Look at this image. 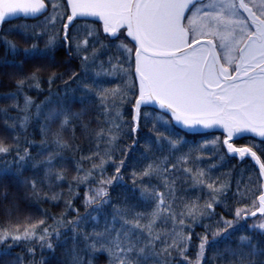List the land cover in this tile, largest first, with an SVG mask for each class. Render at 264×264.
I'll return each instance as SVG.
<instances>
[{
  "label": "snow or ice",
  "instance_id": "obj_1",
  "mask_svg": "<svg viewBox=\"0 0 264 264\" xmlns=\"http://www.w3.org/2000/svg\"><path fill=\"white\" fill-rule=\"evenodd\" d=\"M37 17L35 24L10 29L18 31L23 48L0 37L13 56L0 64L12 67L8 75L15 77L14 89L3 95L18 113L2 122L12 143L0 138V157L14 155L0 164V182L26 186L25 195L36 201L64 197L65 207L57 215L40 209L37 219L26 215L0 226V257H12L2 264H22L11 252L21 243L44 250L54 240L71 241L72 264H93L101 252L107 264H203L209 249L213 264H264V0H0V23ZM60 49L64 56L57 59ZM36 59L42 63L25 71L24 63ZM57 80L61 91L52 87ZM42 83L48 95L37 102L27 91L42 94ZM149 106L156 110L141 111ZM32 122L39 123L41 139L24 142L39 159L20 144ZM142 126L148 128L144 137ZM77 127L92 142L78 159L64 155L79 150L70 143ZM201 129L222 130L223 140L192 146L186 135ZM124 137L131 142L121 145ZM244 137L250 139L233 143ZM248 157L261 182L242 191L237 181L229 204L230 170L212 173L226 158ZM207 159L213 163L201 167ZM58 162L74 168L70 178ZM29 164L43 170L40 184L50 189L66 182L67 189L45 191L35 178H21ZM81 187L83 212L74 206ZM220 205L224 210L217 213ZM201 222L203 232H194ZM26 250L34 254V247Z\"/></svg>",
  "mask_w": 264,
  "mask_h": 264
},
{
  "label": "trees",
  "instance_id": "obj_2",
  "mask_svg": "<svg viewBox=\"0 0 264 264\" xmlns=\"http://www.w3.org/2000/svg\"><path fill=\"white\" fill-rule=\"evenodd\" d=\"M47 15V13L45 14ZM42 17H37L35 20L33 19H22V18H13V19H8L2 23H0V37H6L8 39H12L14 42H16L20 48H23L24 46V41L21 40L18 31H10L12 26L14 25H20V24H28L32 25L37 23V21L41 20ZM87 22V21H86ZM89 22H93L89 20ZM79 23V21H77ZM44 39L45 37H40L36 43L38 47H42L44 44ZM27 43H32V40L29 39ZM131 46V45H130ZM57 59H60L64 56V52L62 49L58 50L56 53ZM7 57L8 59H13L11 50L9 49L7 52L5 50V46L2 42H0V59H3ZM15 60L19 61L21 60V56L19 54L15 55L14 57ZM42 61L39 59L36 60H28L27 62L24 63V70L28 71L34 66H38ZM75 63V62H74ZM61 66L60 68H57V71L62 70ZM14 69L8 65H2L0 64V109L7 108V114L0 113V138L4 139L5 143H12L10 139H8L7 133L3 132L2 129V122L4 119H7L8 116H15L18 113L10 107V102L8 99L4 98V93L10 92L14 89L15 84L14 80L15 77H10L8 75L9 72H13ZM46 76V73L44 74ZM60 83L59 80H57L53 85V89L56 91H61L62 89L57 88V85ZM41 87L45 89V91L40 94L37 93L35 90L27 91V94L29 96L34 97L37 102L39 100L43 99L44 96L48 95L47 92V84L42 83ZM22 102V100H21ZM73 109H76L79 107L78 104H73L72 105ZM131 105L128 104L125 106L123 109L124 112V118L130 119V109ZM156 109L153 106L145 107L142 108L141 111H147V112H154ZM149 124L151 121L148 122ZM58 124V121L50 126V132H49V137L51 135V131L56 130V126ZM95 122L90 125V127H95ZM148 133V128L147 126H142L141 131L139 133L140 137H144ZM71 133L69 131H64L63 136L65 139H69V136ZM181 135H185L184 132L181 133ZM214 137H219L220 141L223 140V132L219 130H200L198 133H188L186 135V139L191 143L192 146H195L196 144L201 143L204 139L211 140ZM25 138L28 140L32 141H39L41 139L40 133H39V123L38 122H32L30 126L26 129V131L20 133V144L21 147H29L30 153L36 158L39 159V156H36V151L37 149L35 147H30L27 143H25ZM250 137H244L240 138L237 140H234L233 143L239 145L245 143ZM131 142L130 137H124L123 139L120 140V144H128ZM70 143H72L74 146H79V150L75 152L71 151H65L64 155L66 157H71L75 155V157L78 159L81 155H86L89 149L92 146V142L90 139L86 136L83 135L81 132L80 128L77 127L75 129V138L70 140ZM143 143V139H138L136 148L140 149L141 145ZM209 151L205 152L204 155L208 156L210 155L211 152V145L206 146ZM51 150V149H49ZM14 155V153L12 154ZM12 155L9 157H0V164L3 163L5 159H11ZM120 155H117L115 158L119 159ZM259 155V152H258ZM264 159V157H262ZM60 163H65L67 166V176L68 178L71 177V175L74 173V168L68 164L67 162H58V165ZM129 163H131V160H129ZM213 163L211 159L205 160L200 166L203 167L204 164H210ZM86 166V165H85ZM106 172L111 175L112 168L111 167H106ZM230 170V176L227 177V179L230 182V187L231 191L228 193V203L233 204V196L232 193L237 190V181H239L240 184V189L242 191L246 190L247 188H252L255 189L259 183L261 182L259 178V168L257 165L250 159L248 158H226L225 163L223 167H217L213 171L212 175L215 177L216 175H219L221 173H224L225 171ZM128 171V169H125V173ZM43 175V170H34L31 168V165L24 170L23 177H31L35 178L38 183V187H42L45 191H62L67 189V183H61V184H56L54 186H51L49 189L48 187H45L44 185L40 184V180ZM125 180L127 181V176H125ZM8 184L7 188H5V184ZM4 191L8 192V196L5 198L3 195H0V226H5V225H14L16 223H20L24 220V217L31 216L32 219H37L40 217L41 212L39 211L40 209H46L48 215H57L59 214L65 207L63 200L64 197L60 198L59 202L52 201L49 202L47 200H41V201H36L35 199H29L25 193L29 191V189L24 186V185H18L14 186L13 184L9 183L8 181L5 182H0V194H2ZM78 193L80 194L79 199L74 198V206L78 207L81 212H83V208L80 207V199H82L83 196V187L77 189ZM112 191V195H116V190H110ZM183 194V193H181ZM258 194V193H256ZM189 195H195V193H189ZM252 194L248 195V203L251 202ZM15 203L18 205V207L12 208L10 214L6 212V209L10 208L11 205ZM222 210H224V206L220 205L219 207L216 208V212L220 213ZM74 213H69L68 215H73ZM225 215H227V212L225 211ZM67 218V217H65ZM214 219V218H213ZM51 223V220L48 221ZM247 223H252L251 220H248ZM203 222H201V226H195L194 227V232H203V227H202ZM248 234V233H245ZM234 235H239V233H236ZM254 235V234H253ZM195 236H193V244H195ZM54 247L52 249H44L41 250L40 247L35 246L34 244H29L25 245L23 243L19 244L17 247H14L11 249L12 253H19L22 256V264H72V254L70 250L71 246V241L68 242V244L64 243H59L54 240ZM28 247H34V254L30 255L27 252ZM79 247V245H78ZM189 256L191 258L192 252L190 251ZM84 257L85 262L88 260V256L85 255L84 253H80ZM207 256L209 259H206L203 264H213L212 260L210 259L213 256V251L211 249L208 250ZM12 257H0V264L4 260H9ZM107 255L103 252L97 254L94 259H93V264H107ZM172 264H176V261H173ZM215 264H220V262L217 260L215 261Z\"/></svg>",
  "mask_w": 264,
  "mask_h": 264
},
{
  "label": "rangeland",
  "instance_id": "obj_3",
  "mask_svg": "<svg viewBox=\"0 0 264 264\" xmlns=\"http://www.w3.org/2000/svg\"><path fill=\"white\" fill-rule=\"evenodd\" d=\"M79 23H85V22L84 21H79ZM86 23H93V22L87 21ZM220 131H222V130H220Z\"/></svg>",
  "mask_w": 264,
  "mask_h": 264
},
{
  "label": "water",
  "instance_id": "obj_4",
  "mask_svg": "<svg viewBox=\"0 0 264 264\" xmlns=\"http://www.w3.org/2000/svg\"><path fill=\"white\" fill-rule=\"evenodd\" d=\"M201 130H207V129H201ZM251 159V158H250ZM254 162V161H253ZM255 163V162H254ZM258 167V166H257ZM259 168V167H258ZM259 171V170H258Z\"/></svg>",
  "mask_w": 264,
  "mask_h": 264
}]
</instances>
